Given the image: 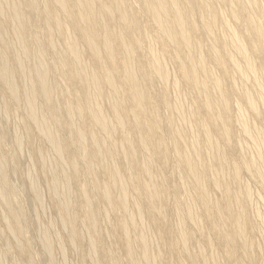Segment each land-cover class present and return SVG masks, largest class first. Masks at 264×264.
I'll list each match as a JSON object with an SVG mask.
<instances>
[{
	"label": "bare ground",
	"instance_id": "1",
	"mask_svg": "<svg viewBox=\"0 0 264 264\" xmlns=\"http://www.w3.org/2000/svg\"><path fill=\"white\" fill-rule=\"evenodd\" d=\"M131 1L0 0V200L8 211L5 221L9 234L16 239L11 247L8 239L1 237L5 244L0 255L15 251L24 260L21 264H37L25 222L29 217L23 189L13 182L17 170L10 161L18 158L24 136L38 163L45 166L48 158L45 160L43 150L33 146V133L26 123L20 125L21 134L14 130L11 148L4 143L7 129L3 117L10 115L9 99L24 109L29 123L52 149L54 158L48 172L58 219L67 227L72 245L82 237L77 228L82 223L95 264H104L103 260L109 264H209L202 249L195 253L187 245L196 229L210 248V236L200 225L202 219L208 220L228 261L259 264L251 258V234L261 231L263 235L264 218H258V224L249 215L253 191L251 185L241 182V170L251 172L264 194V0ZM83 46L90 61L84 57ZM166 53L194 94V106L190 104L189 110L181 104L190 93L181 103L176 100L184 92L178 90L180 80L171 83L179 93H171L175 100L170 98L167 80L171 74L163 61ZM209 62L221 74L215 73ZM54 70L62 82L74 87L71 99L68 86L70 97L59 86L61 78L59 82L53 79ZM234 74L243 87L234 82ZM226 78L233 79L230 87L225 85ZM58 90L59 98L55 94ZM233 96L240 99L235 123L240 124L243 138L254 144V152L247 149L254 154L245 157L242 153L240 160H234L220 146V142L230 146L234 134ZM103 101H108L106 107ZM160 109L169 111L164 121L157 114ZM246 109L261 126L246 119ZM58 125L74 137L61 136ZM168 142L173 143L172 155L183 173L178 170L177 177L193 192L191 200L187 197L190 192L183 199L181 188H168L163 171L171 154ZM239 147L242 149L241 144ZM71 152L67 164L65 154ZM79 160L84 169H80ZM32 179L25 185L36 200L41 192L38 181ZM72 185H76L77 194L71 191ZM210 188L222 191L220 199H212ZM171 193L172 208L167 202ZM171 210L190 225L176 227L177 231L168 226L166 214ZM102 213L116 215L112 234L120 238L125 257L117 246L114 250L106 245L107 240L99 234L97 219ZM144 216L152 220V229L162 240L160 249H156L158 244L152 246L148 235L151 224L144 225ZM40 235L46 264H54L52 238L48 231ZM213 253V263L222 264ZM174 254L180 255L175 263L169 259ZM14 260L18 262L17 257Z\"/></svg>",
	"mask_w": 264,
	"mask_h": 264
},
{
	"label": "rangeland",
	"instance_id": "2",
	"mask_svg": "<svg viewBox=\"0 0 264 264\" xmlns=\"http://www.w3.org/2000/svg\"><path fill=\"white\" fill-rule=\"evenodd\" d=\"M221 7H223V4L221 5ZM228 20L231 23H233V21L231 20V18H228ZM233 25H234V23H233ZM7 30H10V26L9 25L7 26ZM57 43L59 45L61 44V46L63 45L60 42H57ZM157 48H158V50H161L159 45H157ZM83 49L85 51L84 57L86 58V60H89L90 61V57L88 56V52L86 50V47L83 46ZM206 50H207V45H205L203 47V52L205 53ZM169 55L170 54L166 53L164 55V60H163V61L166 62V64L164 62V65L166 66V67L164 66L165 69H168L167 70L169 72L168 74H171V75H169V78L167 80V84H169V92H170L169 95H170V98L173 100L176 95L175 94H171V93H173V92L179 93L180 91L184 90V92H183L184 94L180 92L179 93L180 95L179 94L177 95L178 97L181 96V98L179 97L180 99L178 97L176 98V100H179V102H180V101L184 100V98L186 99L187 98V94L190 93L189 92V86L187 84H185L183 81H181V79L179 78V69H177V65L175 64V62L173 60H171V58H170ZM209 66H211V68L213 67V70L215 71V73L218 72L217 73L218 75L221 74V71L219 70V68H217L212 62H209ZM232 73H234V72H232ZM53 74L56 76V77L55 76L53 77V79L55 78L54 80L58 81L61 78L60 75H59V73L56 72V70H54ZM233 76H234L233 79L236 80L234 82H238L237 85L240 86V87H243V83L238 80L237 76L235 74ZM174 79L177 80V81L180 80L178 83L182 85V86L180 85L181 88L178 89L179 92H178V90H176L175 88L172 87L173 86L172 84L174 82ZM232 80L229 79V78L224 79L225 85L227 87H230L231 84H232ZM59 83H60L59 86H61L60 88H62L63 90H66V87L68 86V84H65V82H62V78L60 79V82ZM247 86L250 87L251 86L250 83H247ZM64 87H65V89H64ZM68 88H69V91L70 92L67 91ZM172 88L175 89L176 91L173 90ZM186 88H188V89H186ZM67 90H66L67 93L69 92L70 95H71V97H70V95L68 93V96L70 97L69 99H71L72 98V92H74V87L68 86L67 87ZM0 92H1V89H0ZM56 92H57V93H55V94H57L56 97L59 98V96H60V90H58ZM156 95H157V92H156V87H155V89H153V96L156 97ZM184 95H185V97H184ZM188 95H189L188 98L185 101H182V104H181V105H184L183 106L184 110L187 107H189V106L192 107L191 105L193 104V102H195L194 94L193 93H190ZM189 97H190V99H189ZM237 100H240L239 97L233 96V99H232L231 104H230V111L232 112V115H233L232 117H234V119H235L234 124H233L234 134L232 135V137L230 139V144L231 145L230 146H226V143L220 142V146H221L222 151L224 150V152L227 153L230 157H233L234 160L235 159L236 160H240V158H242V157L244 158V156L245 157H249L248 155L254 154V153H251L252 150H253L252 152H254V149H252V148H254V144H251L250 139L243 138L244 136L241 133L240 124H238V125L236 124V123H238V122H236L237 121L236 120V116L238 114L237 111H238V107H239V104H240V101H237ZM184 102H185V104H184ZM236 102H238V104H236ZM8 104H9V109H10V113H9L10 115L4 114V117H3L4 118L3 126H4L5 129H7L6 130L7 131V134H5L4 137H3L4 143L9 148H11L14 145L13 139L16 136V131L18 133H20V129H21L22 124H25L26 123L28 125L29 129H31L32 130V133H33V136H32L33 139L30 140L32 142L33 146H37L38 148H40V149L43 150V153L45 155V160L48 157L45 166L42 165V164H40V163H38V161L36 160V158H34L33 154H31L32 153V151H31L32 148L29 147L28 141L26 140V137L23 135L24 136V138L22 140L23 143L21 142L20 149H19V152H18V158H16L15 160L10 161L11 166H13L17 170V173H15L12 176L13 182L19 188L23 189V193H24V197H23L24 207L26 208V214L29 217L28 220H25V222H26V224L28 226V230L30 231V237H31L30 243H31V246H32L34 252H36L37 264H46V258L45 257H47V255L45 254V252H41L42 249L40 248V244H39L40 243L39 240L41 239L40 237L42 236L40 234H42L43 231H48L49 232L50 237L52 238L53 245L55 246L54 249H53V251H54L53 252V256H55V257H53V259L55 260L54 261V264H95V262L93 261V259H94L93 258V255L95 253H92V251L90 250V248H87L88 247L87 246V240H89L90 237L87 236V234L85 233V230H84V227H83L82 223L80 222L77 225L78 233L82 237L79 238L78 240H76L75 241L76 243H74L72 245L70 243V241L68 240V236H67L68 229H67V227H65L61 223V221H59L60 219H58V213H57L58 210H57V207H55V201H54V198L52 196V192H50V177H49L50 174L48 172V168H49L48 166H51V164H52V162H50V160L52 161L53 160L52 158H54L53 157V153L51 151L52 149L48 146V143L45 140H43L44 137L42 135H40V137H39V134L37 133L36 129L29 123L28 119L25 116L24 109H22L20 107V105L15 104L14 102H12L9 99H8ZM103 104L106 107L108 105V101H103ZM193 106H194V104H193ZM186 110H189V108H187ZM165 111L166 110H164V109H160L159 112L157 113V114H159V116L161 117V119L163 121L165 120V117H167L169 115L168 114L169 111L168 112L166 111L167 113H165ZM246 112H247V113H245L246 119L247 120L249 119L250 120L249 122L251 124L252 123H255L257 126H261L260 120L257 119V117L254 115V113L252 111L246 109ZM8 116H9V118H8ZM0 121H1V119H0ZM255 124H252V125H255ZM189 126H190V124H189ZM14 130H16V131H14ZM193 130H195V128H193ZM211 130H213V129H211ZM163 131L165 132V129H163ZM58 132H60V135L61 136H64V137H68V138H73L74 137L73 134H72V132H69L62 125H58ZM194 133H197V132H194ZM14 134H15V136H14ZM186 141H187L186 142L187 143V146H189V143H191V139L189 138V140H186ZM241 142H243V143H241ZM168 143H169V146L171 147L170 148L171 154H170L169 160L165 164L166 165V168L163 170L165 174L163 173V171H162V173L164 174L165 177L167 176L166 182H167L168 188H170L171 190H173L174 187L175 188L176 187L181 188V197L183 199H185L186 198V195L185 194H187V192H190L189 191L190 188L187 186L188 184L185 183V180L183 178H182L183 181H181V179H179L177 177V174L176 173H178V175L182 174V176H183V173L181 172V169L178 166L177 167L179 169H177V167H176V160L173 157L174 154L172 155V151L174 152V148L172 146L173 143H171V142H168ZM252 143H253V141H252ZM240 144L242 146V149L239 147ZM246 144H248V145L251 144V145L248 147ZM245 145L248 148H246ZM70 147L71 148H74L72 146V144H71ZM240 149L242 151H245V152H241ZM247 149H250V150L252 149V150L250 151V150H247ZM242 153L244 154V156H242L243 155ZM71 154H72V152L65 154L64 160H65V162H67V164H69V160H70L69 158L71 157ZM240 155H241V157H240ZM172 160H175V161H172ZM48 161H49L50 164L48 163ZM174 162H175V164H174ZM156 164H159V162H157ZM78 165H79L80 169H84L85 168V164L81 160L78 161ZM173 167H174V169H173ZM29 169H32L31 171H33V172H30ZM172 169H173V171H172ZM178 170H179L180 174H179ZM171 171L173 172V175L170 174ZM30 174L33 177L32 180H37L38 181V184H39V187H40L39 188V192H41L40 195L42 196V199H40V201H39V198H41V196L38 199L35 200L34 197L31 196V193L29 192V188L25 185V184H29V181H31L30 179L32 177L30 176ZM68 174L74 179V176H72V171L70 169H68ZM26 175H27V177H26ZM230 176H231L230 174L227 175V177H229V179L231 180ZM36 177H37V179H36ZM170 177H172L173 180ZM254 179L255 178H254L253 175H251V172L249 174L248 171L241 170V182L243 184H246L247 183L246 184L247 186L248 185L249 186L251 185L252 186V187L250 186V188H252L251 189V192L253 191V193L251 194V199L254 198V199H252L254 201L251 200L250 203L252 205L249 204L250 212H252V213L249 212V215L251 216L252 219L254 218L253 220L256 221L259 224L260 223V220H258V218H261V220L264 218V194H263V191H262V186L260 184H258V182L256 183L255 182L256 179L255 180ZM182 184H183V186H182ZM184 185H186V188L184 187ZM72 186L73 187H71V191H73V193L77 194L78 191H77L76 185H72ZM182 187L185 188L187 191L184 189V192H183ZM237 189L241 190L242 187L241 186H237ZM218 191H220V190H218ZM218 191H217V189L210 188V194H211L213 200L220 199V195L222 194V191H220V194H219ZM192 193L193 192L191 191L190 192V195L187 194L188 195L187 197L190 200L194 196ZM171 195L169 196L167 202L169 201L168 203H169V205L172 208L173 207V205H172L173 203H171V202H174V196H173L174 194L171 193ZM0 197H2V196L0 195ZM256 199L259 200V201L257 202ZM2 201H3V199L1 198V200H0V229H1L0 230V250H3L4 244H5L3 242V239L2 238H5L6 237L8 239V241H9L11 247H13L14 244H15V242H16V241H13L12 242V240H16V239L15 238L12 239L13 237H11V235L9 234V230H8V227H7L8 225H7L6 221H5L6 217H8V211H7V208H5L6 207L5 206V202L4 201L2 202ZM1 202L3 203V205L1 204ZM40 202H42V203L40 204ZM98 205H99V207L102 206V205H100L99 202H98ZM194 209H196V211L197 210L200 211V206L199 205H195ZM168 212H170V211H168ZM78 213L81 214L82 212L79 210ZM256 213H258V214L260 213L259 214V217H257V215L256 216L254 215ZM1 216L3 217V219L1 218ZM115 216H116L115 214H113V216H112V214L106 216L103 213L101 215H99L100 219H99V217L97 219L99 221L98 222V232H99V234H101V235L104 236L105 240H107V241H105V244L106 245H110L113 249L116 248L114 246H117V249L118 250L117 249H114V250H117L119 252V254L121 255V257H125V252L122 249V242H121L120 238L117 237L116 235L112 234V229H113L112 226H113V222L115 221L114 220L115 219ZM252 216H254V217H252ZM173 217H175V218H173ZM144 218H145L144 221L145 220L149 221V222L145 221L144 222V225L147 226V224L149 223L148 226L151 224L150 225L151 226L150 229H152L153 228V222H152V220L149 219L146 216H144ZM166 218H167L166 224L167 225L169 224L168 226H170L171 228L175 229L176 231H177V229H185L186 226L190 225L189 222H181V220L178 219V217L176 218V216L173 215L172 210H171L170 213H167L166 214ZM111 219H113V220H111ZM179 221H180V223H179ZM178 223L180 225L182 223H184L185 225L182 224L180 226ZM200 223H201L200 224L201 227L205 230L204 232L208 233V236H210L208 238H210V240H211V246L214 244V246H213L214 249L212 248L214 251L211 249V246L209 248V246H207L206 244H204V242L202 240V236H201V234H199L200 232H197L196 229H193L192 230L193 231L192 238L189 239V241L187 243V245L190 248V250L192 252H195V253L197 252L198 253V250H199V252H201V249H202V252L205 254V256L209 258V259L207 258L208 259L207 261L209 262V264H214L215 263V261H213V259L211 258L212 256H215V254L213 252L216 253V257H218L217 258V261H219V263L221 262L222 264H224V262H225V264H234V263H231L230 261H228L226 255L224 254L225 252H224L223 247L219 246V244L217 242V237H216L214 231L212 230V228H211L208 220L202 219V221ZM1 224H3V226H1ZM5 225H6V228H5ZM45 225H47L48 227L45 226ZM49 227L51 228V230H50ZM176 227H177V229H176ZM40 228H41V230H40ZM187 229H189V228H187ZM37 231H38V234H37ZM51 231H54V232H51ZM100 231H101V233H100ZM149 232H148L149 233L148 235L149 236L151 235L150 236L151 237L150 240L152 239L151 240L152 246L155 248V246L157 247V244H158L159 247H157L156 249H158V248L160 249L161 248V245H162V240H161L160 236L157 235V233L154 232V229H152V231L150 230ZM261 234H262L261 231L253 232L251 234L252 245L254 247L253 248L254 250L252 251L253 254H251V258L253 260L259 262V264H264V248H263L264 247V239H263L264 233H263V235H261ZM39 235H40V237H39ZM55 235H56V239H55ZM57 235H58V238H57ZM152 236H153V238H152ZM9 237H11V239ZM61 240H62V244H60L61 243ZM155 240H157V241H155ZM1 242H3V243H1ZM197 242H198V245H197ZM212 242H214V243H212ZM154 243H156V244L153 245ZM200 244L201 245H204V246H201ZM84 245H86V246H84ZM199 245L201 247H199ZM60 246H61V248H60ZM86 248H87V250H86ZM207 248H208V250H207ZM56 250H58V251H56ZM218 250H221V251H218ZM89 254H92V255H89ZM212 254H214V255H212ZM8 256L10 258H8ZM3 257H6V258L4 259ZM16 257L18 259V262H16L17 260H14ZM178 257L180 258V255L178 256V255L174 254V255L170 256L169 257L170 262L171 261L173 263L177 262L178 259H179ZM3 259H4V261H2ZM260 259H261V261H260ZM91 260L94 263H92ZM222 260H223V262H222ZM262 260H263V262H262ZM103 262H104V264H109L105 260H103ZM4 263L5 264H18V263L21 264V263H24V260L15 251L14 252L12 251L11 253H5V254H1L0 255V264H4Z\"/></svg>",
	"mask_w": 264,
	"mask_h": 264
}]
</instances>
